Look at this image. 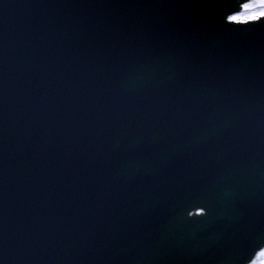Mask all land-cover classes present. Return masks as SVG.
Instances as JSON below:
<instances>
[{"label":"snow or ice","instance_id":"snow-or-ice-1","mask_svg":"<svg viewBox=\"0 0 264 264\" xmlns=\"http://www.w3.org/2000/svg\"><path fill=\"white\" fill-rule=\"evenodd\" d=\"M239 11H228L224 15V20L227 26H232L235 24L247 25V30L254 29L256 27L264 26V0H245V2L240 5ZM206 206L200 208V213L198 215L205 216ZM264 239L257 244L259 251H255L252 257L246 262V264H264Z\"/></svg>","mask_w":264,"mask_h":264}]
</instances>
